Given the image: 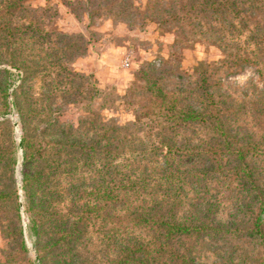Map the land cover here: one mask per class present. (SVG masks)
<instances>
[{
  "label": "rangeland",
  "instance_id": "obj_1",
  "mask_svg": "<svg viewBox=\"0 0 264 264\" xmlns=\"http://www.w3.org/2000/svg\"><path fill=\"white\" fill-rule=\"evenodd\" d=\"M6 1L0 195L11 200L0 209V264H264V17L251 19L250 39L224 46L205 29L177 40L152 15L157 0H132L124 12L108 0H25L3 11ZM202 66L225 98L221 129L193 124L169 137L135 94L140 70L154 68L168 92L188 93ZM99 136H110L104 145L114 153L78 152L74 161L54 147ZM29 156L38 162L32 198ZM131 181L141 187L137 198ZM110 190L118 198L103 196ZM55 214L68 230L61 244L55 223L38 229ZM151 218L182 229L167 236L146 225Z\"/></svg>",
  "mask_w": 264,
  "mask_h": 264
},
{
  "label": "trees",
  "instance_id": "obj_2",
  "mask_svg": "<svg viewBox=\"0 0 264 264\" xmlns=\"http://www.w3.org/2000/svg\"><path fill=\"white\" fill-rule=\"evenodd\" d=\"M94 1L96 0H87V3L94 5ZM108 1H111L113 7H120L119 9L123 12L125 11V7L123 6L127 3L134 9L132 0ZM24 2L25 0H7L3 3L1 8L3 11L22 9L24 7ZM151 12L152 15H156V19H160L166 26H171V28L174 29L177 40L185 37L187 29H191L190 31L195 29L201 33L200 35L204 34L203 29H205L211 34H220L219 41L223 43L224 46L227 45L226 43L228 41L237 45L239 42H245V38L247 40L250 39L251 36L248 35L251 33L250 23L254 15L259 12L261 17H264V0H157L154 2ZM206 19H209L207 23L204 21ZM37 30L39 31V27L37 29L35 27V31ZM86 51L87 50L84 52ZM158 74H160V72L154 68H150L147 71L140 70L138 78L142 81L143 85L137 86L138 89L135 94L136 96L141 95L147 98L148 102L146 106L148 107V111H152L156 116L153 122H155L157 126H163V130L167 132H165L167 136H171L172 134L175 135L180 129H187L188 126L193 124L200 126L210 124L213 130L221 129L216 126V123L217 120H219L218 122L222 120L224 117L222 116L223 112L227 110L224 101L225 98L221 94V87L217 89L215 85H213L209 69L205 68V66L198 68V87L194 92L188 91V93L186 92L187 90H183L182 88L176 89L175 92H168L166 85L162 82L164 76ZM176 78L177 80H181L180 76ZM216 83L219 85L220 80H217ZM183 92L187 93V97L185 98L186 104L180 99V95L186 94ZM193 95H195V98L191 101ZM226 99L234 101L232 97H227ZM149 112L148 115H152V113L149 114ZM230 115L232 114H229V116ZM88 120L90 121V118H87L86 121ZM2 125H7V122H2ZM58 129L60 131H65L64 126H60ZM70 129L72 131V128ZM123 129L122 127H114L112 132L115 133ZM66 130L65 133L62 132V136L69 139V129L66 128ZM223 133L221 132V134ZM106 139L112 141L110 136H99L95 140L82 142L81 144H79V142L70 143V141L62 142L60 140L54 147L59 151L58 154H66L70 159L78 161L75 158L76 156H74L77 155L78 152L87 157L88 155L97 153H114L115 147L110 144V142L106 141L104 145V140ZM163 146L167 149L168 154L173 153L174 146L170 140H165ZM37 167L38 162H36V159L30 156L26 157L24 163V182L26 183L25 188L31 198L37 191V184L33 181L31 182L30 179L37 175L38 170H35ZM129 185L131 187L129 197L137 198L140 193V185L132 181L129 182ZM89 195L91 196L90 200H92L96 195L95 188L91 190ZM103 196L105 198H118V194L113 190L104 192ZM10 200L6 192H1L0 209H4L5 206L10 205ZM90 200L86 209H89L91 205ZM57 218L56 214L52 219L48 216L43 217V219L41 218L42 221L39 222L38 229L45 228L48 223H55V226L58 228L56 234L61 244L63 239L67 237L64 235L68 233V230L64 228L60 219L55 220ZM146 225L152 229H165V234L167 236L171 235V230L174 227L176 229H182L180 226H173V224L165 219H162L160 222H154L153 218H151ZM70 233L72 232L70 231Z\"/></svg>",
  "mask_w": 264,
  "mask_h": 264
},
{
  "label": "water",
  "instance_id": "obj_3",
  "mask_svg": "<svg viewBox=\"0 0 264 264\" xmlns=\"http://www.w3.org/2000/svg\"><path fill=\"white\" fill-rule=\"evenodd\" d=\"M20 147L22 148V143L20 144Z\"/></svg>",
  "mask_w": 264,
  "mask_h": 264
}]
</instances>
